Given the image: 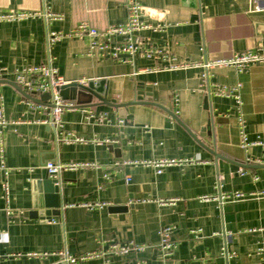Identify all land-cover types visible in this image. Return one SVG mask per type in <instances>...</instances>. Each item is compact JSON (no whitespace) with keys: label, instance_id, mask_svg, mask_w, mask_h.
Segmentation results:
<instances>
[{"label":"crops","instance_id":"obj_1","mask_svg":"<svg viewBox=\"0 0 264 264\" xmlns=\"http://www.w3.org/2000/svg\"><path fill=\"white\" fill-rule=\"evenodd\" d=\"M136 1L146 24L164 26L138 32L145 47L167 49L178 60L231 57L264 45V8L255 6L264 0H196L195 6L191 0ZM45 4L63 14L62 21L52 22L54 30L67 31L80 21L102 29L127 16L124 0H0V15L38 12ZM45 33L46 22L39 17L0 20V66L10 71L39 65L49 54L69 82L105 78L104 97L110 103L133 101L141 83L161 106L133 103L121 117L119 108L94 96L90 102L82 97V103L68 99L72 106L62 113L60 138L107 141L57 144L53 127L44 122L46 100L41 94L33 95L36 101L26 98L6 73L0 79V106L10 123L0 128V142L9 169V197H3L0 177V264H53L63 261L54 254L61 250L73 256L105 252L80 264H264V166L232 170L223 161L218 169L213 154L192 136L235 162L264 165L257 162L264 161V66L218 67L203 78L202 68L164 69L169 58L87 55V38H64L48 49ZM237 83L246 135L259 141L246 150L239 145L234 99L214 93L218 84ZM90 111L105 112L109 120L97 122ZM169 158L194 160L166 166L161 173L153 166L122 163ZM49 161H88L100 168L62 172L59 204L51 208L57 212L47 217L35 210L38 183L50 179ZM104 173L111 179L105 180ZM218 178L220 192L241 190L246 196L221 205L202 201L204 195L218 194ZM87 201L106 205L93 210L79 206ZM171 225L174 246L166 254L159 230ZM131 242L145 249L108 252L111 243Z\"/></svg>","mask_w":264,"mask_h":264},{"label":"built area","instance_id":"obj_2","mask_svg":"<svg viewBox=\"0 0 264 264\" xmlns=\"http://www.w3.org/2000/svg\"><path fill=\"white\" fill-rule=\"evenodd\" d=\"M125 6L127 9V16L124 22L117 23L114 25L107 26L102 29H96L91 27L86 21H80L72 28L67 31L54 30L52 29V22L62 21L63 14L53 12L49 9L48 5L45 4L43 10L38 12H11L8 14L0 15V20L11 21V20H24L28 17H39L46 22V33L45 39L48 49L56 42L62 41L64 38H78V39H88V48L86 51L87 55L100 54L102 56H109L113 59L115 58H134L135 56L141 55L145 58H155V59H166L169 58L171 63L166 65L164 69H184V68H202L205 71L202 72L201 76L205 78L208 75V72L214 70L218 67H230L237 68L238 70L244 69L246 66L252 64H260L264 66V45L257 44L255 48L251 50H244L240 52H235L231 57H218V59L211 60H202L200 62H190L186 60H178L176 56L171 55L169 50H162L159 48L145 47V41L142 36H139L138 32L144 29L151 28L152 30L162 29L161 25H151L146 24L142 17V5L136 0H124ZM256 8H264V1H257L255 4ZM48 58L46 62L39 65H29L23 67H16L12 70H7V68L0 66V79L4 78L6 73L12 75L14 83L19 86L23 91L27 93H36L43 94L49 93V98L47 99L46 107L48 109V116L44 121L46 124H50L55 132V141L57 144L66 143L70 141L76 142H87L91 141L97 145H100L107 140L102 139H85L84 137H73L66 136L65 138H60L59 133L63 128L61 116L66 108L72 106V103L63 100L61 95V88L65 84L69 83L65 77H63L52 61V56L47 55ZM86 78H83L77 81L78 84H86ZM215 95L232 97L236 103L237 116L238 120V136L240 137L239 145L241 148L246 150L249 146L258 144L259 141L251 142L248 139V136L245 132V119L242 112V100L240 95V84L237 83L235 86H228L224 84L216 85ZM174 102H177V96L174 97ZM2 105V104H1ZM89 117L93 118L97 122L108 121L107 114L105 112L93 113L90 111ZM121 122V120H119ZM10 122L6 119L4 114V108L0 106V128H5ZM0 177L1 180V189L3 197L7 200L9 197V183H8V174L9 169L5 165L4 160V145L3 142H0ZM193 158H169V159H152V160H142V161H124L122 163L130 164H141L144 166L154 167L156 173H161L162 168L172 165V164H186V162H192ZM263 163L264 161H257ZM119 163V162H118ZM116 163V165H118ZM45 168L47 170L48 176L52 179H56V184L60 187V177L62 172L66 170H77L83 168L99 169L100 166L94 162H66L61 163L59 161H49L46 163ZM239 172H242L241 168L238 169ZM103 178L105 180H110L111 175L104 173ZM130 177H126L128 182ZM100 188V187H99ZM216 191L218 194L204 195L201 197V200H218L219 204L223 202H235L238 199H241L246 196L245 192L238 191H226L220 192V178H218L216 185ZM264 193V191H263ZM106 205V202L98 201H87L79 206L93 210V209H102ZM175 228L174 225L161 227L159 230L160 243L159 246L164 253H169L174 244L170 241L171 233ZM145 246L142 244L134 243H111L108 248V252L115 255L126 254L129 252L143 251ZM260 251L264 253V247L260 248ZM105 252L102 251H88L85 254H80L73 256L68 254L66 250H61L54 252L57 254L66 264H80V262L86 259H93L103 257ZM34 255L46 256L48 253Z\"/></svg>","mask_w":264,"mask_h":264},{"label":"water","instance_id":"obj_3","mask_svg":"<svg viewBox=\"0 0 264 264\" xmlns=\"http://www.w3.org/2000/svg\"><path fill=\"white\" fill-rule=\"evenodd\" d=\"M191 1H192L191 4L195 6L196 0H191ZM105 86H106L105 78L99 77L98 79L87 80L86 84H78L77 82H69L65 84L64 87H62L60 90H61V95H62L63 100L75 99L82 103L84 102V99L82 97L86 96L87 99L85 100V102H90L92 97L94 96L100 101V103H105L115 108L116 107L119 108V114L121 117H124V107L130 104L133 105V103H143V104H148V105L152 104V105H156L159 107L161 106L153 102L151 88H144V86H142L141 83L137 84L135 98L133 99V101L129 103L113 104V103L108 102L104 97L105 92H106ZM17 87L19 91H21L23 95L29 100L30 99L35 100V101L37 100L33 96L36 93L32 92L29 94L23 91L19 86ZM49 96L50 95L48 92L41 94V98L45 99L46 101L49 98ZM168 112L171 113L174 116V118L178 121L177 117L172 112H170L169 110ZM192 136L197 140V142L201 145V147L206 148L210 152V154H213V156L215 157V161L217 163L218 169H220L223 166V161L228 162L230 164L229 167L232 170H237L238 165L245 167V168L255 167V166H264V165H258V164L250 166V165L241 164L239 162H235L227 158L223 154L217 153L214 147H210V146H207L205 143H202L193 134ZM56 181H57L56 179L50 178L48 180H44L43 182L38 183V188H37L38 193H39L38 202H37L38 209H36L35 211L40 216L49 217L51 214H54L55 212H57L54 209H51L53 207H56L59 204L58 199H59L60 187L56 184ZM54 197L55 198L57 197V201L55 200L52 202L51 199H54ZM47 203H50V204H47ZM53 264H66V263L64 261H59Z\"/></svg>","mask_w":264,"mask_h":264}]
</instances>
